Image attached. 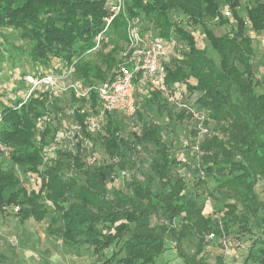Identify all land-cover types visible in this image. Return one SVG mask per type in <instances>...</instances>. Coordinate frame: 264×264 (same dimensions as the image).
<instances>
[{
  "label": "trees",
  "instance_id": "1",
  "mask_svg": "<svg viewBox=\"0 0 264 264\" xmlns=\"http://www.w3.org/2000/svg\"><path fill=\"white\" fill-rule=\"evenodd\" d=\"M108 2L0 0V30L9 29L29 44L27 49H17L13 58L19 53L16 60L22 58L20 65L27 63L31 75L39 67L47 69L53 59L74 60L75 79L103 83L115 76L121 63L116 49L127 42L120 15L110 25L111 39L107 35L92 51L108 15ZM239 2L126 0L125 14L150 32L145 38L173 37L183 44V51L163 65L167 88L185 87L187 108L169 105L156 83L143 81L138 73L134 115L127 118L117 111L103 117L87 152L55 151V159L44 163L49 155L43 150L51 146L52 134L61 126L64 107L71 101L50 103L40 96L18 107L21 101L4 100L0 94V144L9 154L2 158L6 166L0 162V210L17 207L19 226L30 219L36 223L48 219L49 236L66 250H92L96 262L112 247V257L120 256L116 264H152L170 238L183 264H206L201 256L206 236L219 234L218 225L207 216L208 198L214 191L225 201L213 205L222 213L223 227L251 222L257 231L243 264H264V201L255 193L259 183L264 189V93L253 91L255 66L264 64V44L256 49L248 33L251 30L264 39V0H251L246 21L238 15ZM225 9L235 27L223 16ZM183 20L201 28L218 63L177 24ZM215 20L229 32L215 36L208 29ZM95 105L91 94L90 108ZM190 111L203 118L206 134ZM85 116L75 112L72 119L83 127ZM15 167L36 177L38 188L28 192L19 187ZM208 180L215 182L212 189ZM186 239L193 242L191 255L182 249ZM118 242L121 246L115 251ZM214 264L225 261L219 256Z\"/></svg>",
  "mask_w": 264,
  "mask_h": 264
},
{
  "label": "built area",
  "instance_id": "2",
  "mask_svg": "<svg viewBox=\"0 0 264 264\" xmlns=\"http://www.w3.org/2000/svg\"><path fill=\"white\" fill-rule=\"evenodd\" d=\"M108 1V15L103 19L104 28L96 36L92 51L98 50L101 42L106 40L105 37L109 33L112 21L123 15L127 42L119 52L121 63L117 65L118 70L112 80L98 84H86L75 79L76 62L73 60L70 63L55 61L48 71L39 67L34 71L38 72L35 75H31L27 71L23 78L24 85L18 82L11 84L14 88L10 99L21 101L18 107L30 98L37 99L40 96H45L50 103L56 99H63V102L71 101L70 105L64 107L67 122L53 132L51 146L43 150L49 155L44 158V163H51L49 159H55L53 156L55 151L75 153L79 150L87 152L91 147L92 137L99 133L100 122L106 115L118 111L127 118L132 117L135 113L134 81L138 73H141L143 81L153 80L156 83L158 90L165 95L169 105L174 106L177 110L187 108L185 87L181 86L173 90L167 88L163 65L167 59L183 51V44L173 37L169 40L143 37L137 19L125 14L126 0ZM223 16L227 19L228 16H231L228 9L223 11ZM91 94L96 97V105L93 108H90ZM75 112L80 115L86 114L83 127L72 119ZM92 113L96 116H93ZM190 115L193 120L203 121L198 113L190 111ZM40 121L41 119L35 121L37 127H39ZM133 130L135 129L133 128ZM199 130L202 134L207 133L202 122ZM37 131L39 132L40 129L38 128ZM8 155V148L0 144V156L7 159ZM28 178L32 183L38 182L36 177ZM17 211L18 208L15 207L14 212L17 213Z\"/></svg>",
  "mask_w": 264,
  "mask_h": 264
},
{
  "label": "rangeland",
  "instance_id": "3",
  "mask_svg": "<svg viewBox=\"0 0 264 264\" xmlns=\"http://www.w3.org/2000/svg\"><path fill=\"white\" fill-rule=\"evenodd\" d=\"M239 1L240 4L237 9L238 15L243 21H246V10L250 6L251 0ZM228 19L230 20L231 26L235 27V22L232 21L231 16H228ZM177 24L193 35L197 47L203 50L206 56L213 59L215 63H218L216 54L210 49L199 26L191 27L184 20ZM208 29L211 30L215 36L220 37L227 34L230 28L219 26L218 21L215 20L208 23ZM141 33L143 37L150 35V32L146 30L145 27L141 29ZM248 33L253 38V44L256 49H261L264 44L263 37L255 35L251 30H249ZM108 35H110L109 38L112 37V34ZM108 43L107 41L104 45ZM123 46L124 45L119 46L116 49L117 62L119 59V52ZM29 47L28 43L18 39L16 33L11 32L9 29L0 30V94L3 95L4 100L10 99L12 96L14 88L11 86L12 83L18 82L24 85L23 78L29 67L26 68L27 63L20 65L22 58L20 60L18 59V61L16 60L19 53L14 56L16 57L15 60L13 55L17 52V49L24 50ZM55 61V59L51 60L50 66L47 69H43L48 71ZM114 68L116 69V66ZM253 91L258 95L264 93V64L260 62L255 66ZM50 117L51 121L55 124L57 120L52 112ZM67 120L68 119L62 117L60 125L66 123ZM179 125H181V123H179ZM209 127H211V125ZM177 132L180 133L179 131ZM0 162H3L4 166H6V160L4 161L1 156ZM15 173L20 181L19 187L24 188L28 192L38 188L36 183L30 182L28 174L22 172L18 167H15ZM207 185L212 189L215 186V182L213 180H208ZM255 193L258 195L259 200L264 201L262 183H259L255 188ZM211 194L213 198H208L211 208L207 216L218 225L217 233L219 234L216 236V232H212L206 236L207 246L204 248L201 256L206 264H214L215 258L219 256L224 259L225 264H243L250 244L257 237V231L252 227L251 222L246 225H235L230 223L226 227H223L221 222L222 213L217 212L216 206L218 207L221 204L224 205L225 201H223L221 196L215 194L214 191H211ZM227 203L232 202L227 201ZM214 204H216L215 208H213ZM49 211H51V209H49ZM239 212H242L240 208ZM17 220L16 213L11 207H5L0 210V264H116V260L120 258V256H116V258L112 257L113 252L111 247L103 253V260L96 262V257L93 255L92 250L85 248H81L78 252L66 250L59 240L49 236L46 232L48 219L42 223H36L30 219L22 226L18 225ZM152 223L156 224V220L153 219ZM120 246L121 242H118L113 247H115L114 249L117 251ZM163 248V253L158 255L152 264H183L178 254L176 244L172 239L167 238ZM182 249L188 255L193 254L194 248L192 240H184L182 242Z\"/></svg>",
  "mask_w": 264,
  "mask_h": 264
}]
</instances>
